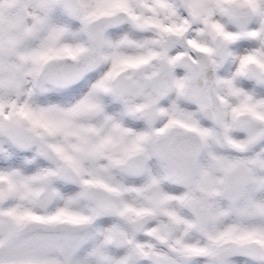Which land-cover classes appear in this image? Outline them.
<instances>
[{"label": "snow or ice", "instance_id": "snow-or-ice-1", "mask_svg": "<svg viewBox=\"0 0 264 264\" xmlns=\"http://www.w3.org/2000/svg\"><path fill=\"white\" fill-rule=\"evenodd\" d=\"M0 264H264V0H0Z\"/></svg>", "mask_w": 264, "mask_h": 264}]
</instances>
